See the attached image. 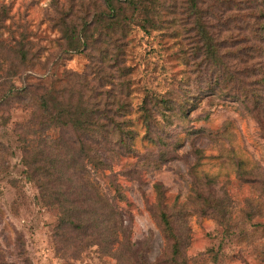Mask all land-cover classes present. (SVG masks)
<instances>
[{
	"label": "rangeland",
	"instance_id": "obj_1",
	"mask_svg": "<svg viewBox=\"0 0 264 264\" xmlns=\"http://www.w3.org/2000/svg\"><path fill=\"white\" fill-rule=\"evenodd\" d=\"M68 1L57 0V6L65 9ZM152 1L160 29L146 33L134 27L126 37L131 95L123 122L130 131L112 139L118 146L125 142L126 149L117 151L120 155L97 152L103 168L82 161L120 214V237L133 248L131 261L123 253H111L106 240L94 245L78 241L74 257L58 252L60 211L40 198L35 178L27 179L30 169L22 150L23 140L27 146L28 140L37 145L43 136L34 125L37 118L13 102L0 111V121H7L0 130V264H131L145 259L169 264L157 225L161 209L185 232L187 264H264V79L252 76L258 59L251 55L254 41L245 40L250 35L244 31L248 24L264 23V0H202L217 51L215 62L209 60L204 43L185 31L192 27L181 15L185 0ZM2 7L9 9V19L0 31V93L11 83L21 84L11 79L8 68L10 50L18 41L30 43L39 53L40 75L87 70L85 55L60 51L53 0H0ZM145 99L156 124L149 133L140 112ZM163 99L172 107L187 101L186 117L155 105ZM52 152L57 150H46L47 163L54 160ZM77 152L75 148L79 158ZM85 183L77 175L73 184L64 186L74 188L76 196L89 190ZM209 196L228 209L230 230L203 202Z\"/></svg>",
	"mask_w": 264,
	"mask_h": 264
},
{
	"label": "trees",
	"instance_id": "obj_2",
	"mask_svg": "<svg viewBox=\"0 0 264 264\" xmlns=\"http://www.w3.org/2000/svg\"><path fill=\"white\" fill-rule=\"evenodd\" d=\"M202 2L185 0L186 8L183 7L181 15L187 16L188 24L192 26L185 31L191 33L194 40L198 39V43H204L209 60L215 62L217 51L200 7ZM53 3L58 15L52 19V23L60 33V51L67 56L85 55L89 66L80 74L65 71L59 76L54 71L40 75L36 72L41 66L39 53L33 50L30 43L16 42L14 49L10 50L12 60L8 68L12 73L11 79L18 78L21 84L11 83L4 93H0V111L15 102L37 118L32 117L43 139L35 141L37 145L28 140V146L23 140L22 150L28 158L30 169L27 179L33 181L35 178L39 183L40 198L49 201L50 206L55 205L60 211L55 228L58 252L74 257L77 251L73 249L78 241H88L94 245L106 240L111 253H123L131 261L133 248L120 237L123 234L120 214L104 197L84 162L95 165L97 169L103 168L104 163L96 156L97 152L120 155L122 153L117 151L126 149L125 142L118 146V141L112 140L115 136L119 140L124 131H130L126 130L123 122L128 108L126 99L131 95L130 70L125 65L126 37L134 27L146 33L150 28L160 29L155 20L158 15L156 3L152 0H69L65 9L57 6V0H53ZM8 19L9 9L2 7L0 31L5 28L4 23ZM251 25L248 24L244 31L250 35L245 36V40L254 41L251 55L258 59L256 74L252 76L264 79V23ZM27 78L28 81L32 78L36 81L29 83ZM149 104L150 101L145 99L140 108L148 133L156 127ZM169 104L164 99L155 102L164 112L172 111L177 118L186 117L187 101L178 102L173 107ZM6 124L7 121L4 124L0 121V130ZM58 130L62 135L51 134ZM158 140L162 141L161 138ZM151 141L156 144L155 140ZM52 148L57 152H52L54 160L47 163L46 150ZM75 148H78L79 158L73 154ZM77 175L84 178L86 183L83 185L89 190L75 196L74 188L67 190L64 184H73ZM115 190L121 194L118 187ZM159 201L161 204L162 200ZM203 202L211 209L215 219L230 230L228 209L213 197L203 198ZM257 210L255 208L254 212ZM157 225L165 241L169 264H187L183 258L186 240L183 228L165 209L159 211ZM131 264L149 263L145 259L143 263L135 261Z\"/></svg>",
	"mask_w": 264,
	"mask_h": 264
}]
</instances>
